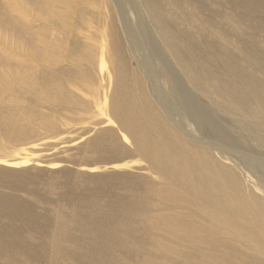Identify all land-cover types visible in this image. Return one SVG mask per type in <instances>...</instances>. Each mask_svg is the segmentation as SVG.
I'll return each mask as SVG.
<instances>
[{"label": "rangeland", "instance_id": "rangeland-1", "mask_svg": "<svg viewBox=\"0 0 264 264\" xmlns=\"http://www.w3.org/2000/svg\"><path fill=\"white\" fill-rule=\"evenodd\" d=\"M177 81L207 115L202 134L188 131L242 153L209 155L229 188L232 163L254 176L255 224L231 191L207 198L226 212L214 220L173 198L125 144L112 114L122 91L137 101L141 84L177 131L162 111L183 109ZM263 94L264 0H0V264H264Z\"/></svg>", "mask_w": 264, "mask_h": 264}, {"label": "bare ground", "instance_id": "bare-ground-1", "mask_svg": "<svg viewBox=\"0 0 264 264\" xmlns=\"http://www.w3.org/2000/svg\"><path fill=\"white\" fill-rule=\"evenodd\" d=\"M250 72L251 71H249V73ZM138 88V93H136L137 90L136 92L134 91L136 93L134 94V96L137 98V101H132V99L130 98V94L133 93H131L128 89H125L120 94V98H118L119 101L115 103V106H113L112 110V114L117 121L120 130L124 131L126 134V141L124 140L125 144L129 143L133 145L139 156L147 163L149 169H151L152 171H157L160 176L162 175L163 178H166L165 180H168L171 183L172 187H175V189H179L178 193L175 191L172 192L174 196L173 198H188L196 200L201 208V212L207 214V212L209 211L210 217L212 218V220H214L216 214L225 215L226 212L222 209L215 212V208L211 205V200L207 198H230L231 191V193L233 194V203L236 205H245L246 208L242 209L247 213L246 220L252 224H255L257 221V216L253 214L257 212L255 211V209L261 206L252 208V204L258 201L259 198H261L260 195H262V190L257 186L256 180L253 178L254 176H248L249 179H245V175L242 178H238L236 176V172H238L237 165L235 163H232L233 167H230V169L234 172L235 178L233 179L232 187L229 188V170L223 167L221 171V174H223V176H221L220 179L216 180L213 174V168L214 164H216L217 161L215 158L212 159L209 155L217 154L226 162H228L232 160V157L228 156V153L230 151L237 156L242 155V153H239V151L237 150H228L225 153V146L222 147L220 146L221 144L218 145L215 144V142L214 144H209L207 141H203L202 138H198L197 136L192 134V132L190 133L188 131L186 124L193 126L195 131L197 129L199 134H202L200 126L205 124V122L207 121V115L205 111H203L193 100L190 93L185 92L178 81L177 88L180 98L177 100H179L183 109L178 108L177 102L167 103L165 100H163L162 103L163 107L161 106L162 111L164 112L163 116L165 115L168 121L172 125H175L177 131L173 130V128L168 127L165 124V121H161L160 118L157 119V117L153 113L155 112L153 109V105L145 100L146 95L145 92H143L144 90H141L143 88L141 84L138 86ZM253 88L256 89L255 87ZM240 90L241 89H239V91ZM256 96H254L255 99ZM158 98H160V96ZM160 101H162V99ZM136 108L140 110L139 114H137L138 110ZM159 115L161 116L162 114L159 113ZM253 129L257 136L263 137L264 119H261L259 122L253 124ZM188 140L205 146L204 151L202 149H200L202 152L198 151L199 157L197 155V151L196 153H193L196 150L195 148H189L187 146L189 144ZM263 140L262 138L259 139V143L264 146ZM218 143H220V140ZM192 149L195 150L192 152ZM255 161H259L260 163L264 164V161H262V159L256 158ZM243 165L246 164L243 163ZM129 191L130 190H128V192ZM0 210L2 211V198H0ZM20 217L23 218L25 225H35V220L29 213L20 211ZM192 218L193 217H190L189 219L184 220L182 226H185L187 229L188 225L191 224ZM259 223L264 229V221ZM0 244L2 245V238H0Z\"/></svg>", "mask_w": 264, "mask_h": 264}]
</instances>
